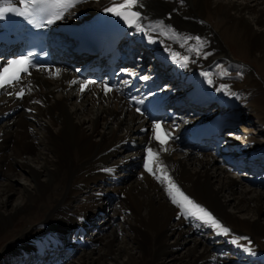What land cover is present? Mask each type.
Here are the masks:
<instances>
[{"label": "bare ground", "instance_id": "1", "mask_svg": "<svg viewBox=\"0 0 264 264\" xmlns=\"http://www.w3.org/2000/svg\"><path fill=\"white\" fill-rule=\"evenodd\" d=\"M122 2L83 0L54 25L53 35L65 40L64 45L82 42L93 23L112 13L105 9ZM263 2L137 0L133 11L140 13L142 31L124 24L122 17L112 18L123 34L124 60H130L141 46L156 60L152 77L170 76L195 87V99L215 103L200 115L174 113L166 122L172 137L163 146L152 137V121L135 113L126 99L132 77L138 73L139 58L137 64L127 65L131 69L121 68L124 86L106 93L98 84L81 91L70 63L79 57L74 50L59 56L64 60L56 63L55 70L46 68L24 76L20 83L28 92L22 98L14 96V87L0 90V178L4 179L0 182V263L10 258L15 263L22 256V263H36L45 261L40 258L52 254L51 250L63 251V236L84 216L98 224L88 229L84 239L73 236L82 247L76 249L77 262H70L75 254H67L70 264H106L107 259L122 256L121 264H167V260L178 264H250L257 260L264 264V223L259 220L264 188L258 187L264 180L250 178L254 184L245 187L235 176L223 174L213 152L203 151L185 138L215 114L223 113L229 128L243 132L247 142L253 143L251 148L235 140L228 145L237 148V155L250 152L254 162L263 159ZM143 86L136 91L143 93L147 90ZM159 92L162 90L156 94ZM195 99L177 108L200 109ZM237 115L241 117L235 121ZM178 119L182 120L180 126L176 125ZM127 148L134 150L126 152ZM149 149L158 153L152 173L145 167ZM224 159L228 165L240 164L234 157ZM138 163L142 169L135 168ZM17 170L27 175L29 187L15 188ZM170 184L211 213L228 233L197 217L182 215L169 196ZM17 191L19 203L9 208ZM228 206L234 211H227ZM108 208L113 215L106 218ZM101 212L104 216L96 219ZM113 220L119 225L120 239L118 230L111 229ZM94 229L107 231L100 237ZM207 230L211 234L206 239L194 237ZM215 237L224 240L219 247H211ZM249 237L262 240L260 246H247ZM170 238L173 244L168 242ZM189 239L193 247L190 244L184 253L175 255ZM224 247L248 257L225 255ZM35 253L38 256L32 258ZM60 257V262L53 258L52 264H63Z\"/></svg>", "mask_w": 264, "mask_h": 264}, {"label": "snow or ice", "instance_id": "2", "mask_svg": "<svg viewBox=\"0 0 264 264\" xmlns=\"http://www.w3.org/2000/svg\"><path fill=\"white\" fill-rule=\"evenodd\" d=\"M20 4L21 8L18 9L10 3V0H6L5 5L0 7V17H3V15L6 13L13 12L20 16L35 18L36 13L40 11H44L49 8L59 9V11L52 13L51 19H47L46 21L47 24H52L56 20L62 18L64 11L74 6L73 0H54V2H51V0H20ZM136 4L137 0H123L122 3H117L113 7L105 9V11L112 12L116 16L122 17L130 25H135L139 30L142 31L143 29H141L140 25L138 24L140 13L133 11V8L136 6ZM196 40L199 41V37H197ZM186 59L187 58L185 57L184 60L186 61ZM28 64V56L9 61L7 66L3 67L2 71H0V88L12 84L14 81H18L20 79V74L22 72H27ZM209 83H211V80H209ZM85 87H87V85H83L81 87V91H83ZM105 89L106 91H111V89L107 88V86H105ZM18 94L23 96L24 92L21 91ZM137 111H139V109H137ZM155 127L157 129L161 128L159 124H157ZM156 139L162 145L167 143V140L162 138L160 135H157ZM157 157L158 153H153L152 150L149 149V160L145 167L150 173L153 171L151 166L152 162ZM159 178L160 177H158V179ZM164 179L170 180V178L166 176ZM169 196L172 198V202L179 206L182 215L197 217L198 219L204 220L205 222L212 224L214 227L221 229L224 234L228 233L229 230L220 225V223L216 221L214 217H212L211 213L181 192L178 186L175 184H170ZM248 251H251V249H248Z\"/></svg>", "mask_w": 264, "mask_h": 264}, {"label": "rangeland", "instance_id": "3", "mask_svg": "<svg viewBox=\"0 0 264 264\" xmlns=\"http://www.w3.org/2000/svg\"><path fill=\"white\" fill-rule=\"evenodd\" d=\"M261 5H263L264 6V2H263V4H261ZM233 55H235V56H239L238 54H236V53H234V52H231ZM76 65H78V64H76ZM254 64H252V66H253ZM256 65H254V67H255ZM256 68V67H255ZM251 70H253L254 71V69H252L251 68ZM257 73H258V71H257ZM257 75L258 74H253V76L254 77H257ZM69 107L70 108H72V105L71 104H69ZM237 124H239V123H237ZM253 130H254V133H256L257 132V128H253ZM236 138H238L240 141L242 140V142L243 143H245L246 145H247V141H246V139H245V136L243 135V133H241V132H239L237 135H236ZM260 138H262L261 140L264 142V136H261ZM251 145H253L252 143H251ZM248 146V145H247ZM132 150H134L133 148L132 149H129V148H127L125 151L126 152H129V151H132ZM124 151V152H125ZM216 166L217 167H221V168H223L222 166H220V165H218L217 164V162H216ZM223 174H225V175H232L230 172H228L227 170H224V168H223ZM234 176V175H233ZM234 178V177H233ZM235 178H238V177H236L235 176ZM239 179V178H238ZM237 179V180H238ZM14 180H15V188L17 189V188H19L20 186L22 187V186H28L29 187V184H30V181H29V178L27 177V175L25 174L24 175V173H22L21 171H19V170H17L16 171V176H15V178H14ZM4 181V179H2V178H0V182H3ZM238 181H240V180H238ZM240 182H242L243 183V185H245V187L247 186V187H249L248 185V183L247 182H245V181H240ZM259 188H264V186H262V187H259ZM17 195H19V191H17V193L16 194H13V196H11V198H10V201H9V203H8V207L10 208V207H12V206H15L17 203H19V199H18V196ZM110 208H108L107 209V211H106V218L108 217V215L111 217V215H113L112 213H113V211L110 209ZM233 209V207L232 206H228L227 207V211H229V212H232V211H234V210H232ZM112 212V213H111ZM244 212H246L247 213V211H244ZM248 215V214H247ZM246 215V216H247ZM101 216H104L103 214L101 215V214H99V216L97 217L96 216V219H98V218H101ZM251 215L249 214L248 215V217H250ZM95 217V216H94ZM259 220L262 222V223H264V202H262L261 203V213H260V215H259ZM95 222H97V220H95ZM110 226H111V229H112V231L114 230H118L119 228V225H118V223H117V221L115 220H113V221H111L110 222ZM108 229V228H107ZM107 229H105V231H102V232H98V229H94L93 231L95 232V233H99L98 235L100 236V237H102V236H104L103 234L107 231ZM118 233H119V230L117 231ZM183 232H185V234H187V230L185 229ZM117 233V234H118ZM208 233L209 232H207V231H204V232H202L201 234L203 235H200L199 236V234H194V237L195 238H197V239H203V238H207V235H208ZM210 233H211V231H210ZM210 233H209V235H210ZM118 239H120V236H121V234L119 233L118 235ZM245 236H248V235H245ZM215 240V242L213 243V244H211V247H219V245H221L220 244V242L222 243L224 240L223 239H221V238H215L214 239ZM221 240V241H220ZM220 241V242H219ZM168 242L170 243V244H173L174 243V239L173 238H170V239H168ZM262 242V240H255L254 238H252V237H249V239L247 238L246 239V241H245V244L247 245V246H260V245H258V244H260ZM189 244V245H188ZM192 245V241H190V239H189V242H187V244L184 246H182L181 248H178L177 249V251H176V253H175V255L177 254V256L178 255H180V254H182V253H184V251H185V249L188 247V246H191ZM185 247V248H184ZM191 247H193V245L191 246ZM201 247L199 246L198 248H197V254H199V250L201 251V249H200ZM199 249V250H198ZM64 250V249H63ZM184 250V251H183ZM79 252V251H78ZM222 252L225 254V255H230V257H234L235 259H239V258H241V259H244L245 257H243V255L241 254L242 252H240V251H232L231 249H229V248H223V250H222ZM227 253V254H226ZM67 252H66V254H64L63 255V257H60V259H62L63 260V262L65 263V264H70V262H77V258H78V254H77V252L76 253H74L75 254V256H74V254L73 255H68V256H74V257H70V262H67L66 260H67V258H69L68 256H67ZM223 254V255H224ZM11 259V258H10ZM10 259H8V260H6V262H4V261H2L0 264H16V262L14 263V262H11V261H13L14 259H12V260H10ZM19 259H21V258H19ZM125 260V257L124 256H122V257H120L119 259H117L116 260V258H114V257H112V258H109V259H107V262H106V264H121V262L122 261H124ZM69 261V260H68ZM11 262V263H10ZM34 261H31V262H29V264H34L33 263ZM63 263V264H64ZM167 264H178L175 260H173V261H170V260H167V262H166ZM47 264H52V262H50V263H47ZM55 264H60V263H55Z\"/></svg>", "mask_w": 264, "mask_h": 264}]
</instances>
